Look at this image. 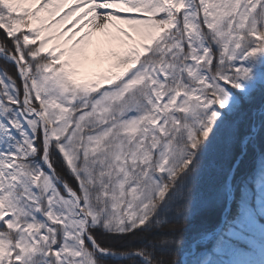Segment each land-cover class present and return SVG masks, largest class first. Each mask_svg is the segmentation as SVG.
<instances>
[{"label":"snow or ice","instance_id":"1","mask_svg":"<svg viewBox=\"0 0 264 264\" xmlns=\"http://www.w3.org/2000/svg\"><path fill=\"white\" fill-rule=\"evenodd\" d=\"M0 32V264H264V0H0Z\"/></svg>","mask_w":264,"mask_h":264},{"label":"trees","instance_id":"2","mask_svg":"<svg viewBox=\"0 0 264 264\" xmlns=\"http://www.w3.org/2000/svg\"><path fill=\"white\" fill-rule=\"evenodd\" d=\"M3 39V33L0 32V40ZM220 159H219V150L218 148H214L208 155V157L204 160L203 162V168H202V172L200 175V179H199V185L201 187H206L207 186V182L208 179L210 177V175L212 174V172L214 171V168L219 164ZM57 170L59 172H61V174L63 175V172L61 170V167L59 164H56ZM202 209H197V218H200V216L202 215ZM178 227H185L184 223L181 222L179 225H177Z\"/></svg>","mask_w":264,"mask_h":264},{"label":"rangeland","instance_id":"3","mask_svg":"<svg viewBox=\"0 0 264 264\" xmlns=\"http://www.w3.org/2000/svg\"><path fill=\"white\" fill-rule=\"evenodd\" d=\"M0 64H2V62H0ZM96 67H98V65H92L91 70L94 71L96 69ZM8 71L14 74V69L10 65L8 66ZM88 74H91V71ZM61 170H62L63 174H65L64 170L63 169H61Z\"/></svg>","mask_w":264,"mask_h":264}]
</instances>
